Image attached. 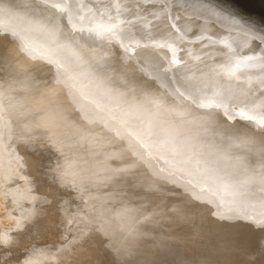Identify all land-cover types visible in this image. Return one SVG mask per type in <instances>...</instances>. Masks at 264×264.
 <instances>
[{
	"label": "rangeland",
	"instance_id": "1",
	"mask_svg": "<svg viewBox=\"0 0 264 264\" xmlns=\"http://www.w3.org/2000/svg\"><path fill=\"white\" fill-rule=\"evenodd\" d=\"M5 1L7 4H12L14 0L11 2L0 0V7H2L3 4L6 5ZM19 1V6L23 4L32 7L41 5L46 0H22L25 1L23 3L21 0ZM63 1L67 6L64 8L58 7L61 14L67 15L72 9H79L81 5H83L84 7L82 8H84L86 16H93L98 20L94 29H91L89 32L91 33L94 30L98 35H101L103 32L112 33L115 42L113 39L112 42H114V45L111 46L110 43H108L109 45L106 44V46L108 45L111 47L110 51L101 57L90 58V56H85L80 60L67 62L59 69L62 74H58V70L45 67H35L30 68L28 71H23L21 66L24 61L20 60L15 52L10 50L11 42L8 39H5L0 43V78L2 76L0 81L3 82L5 80V83L9 82L7 83L9 88H7L12 89L10 90V93L12 94L11 96L10 93L7 94V91L9 90L5 93V89L7 88H4L3 86L6 87V85H0L1 90L4 93L3 96L5 95V97H1L2 100L0 102V105H2L4 109L1 111V116L4 120L10 122V124L7 123V126L13 124L11 123L12 120H7L9 115L12 116L13 122L15 123L13 124L14 127H7V131L11 129V132L9 131V134L6 132V138L4 137L6 133H3V143H0V147L2 146L3 148V150L0 151V162H3V160L5 161L4 163H0V175L4 174L3 176H0V182H2L0 183V186L5 183V185H2L3 187L1 186L3 189L0 188L2 189L0 190V195L2 192L4 193L3 196H0V208L3 209L2 211L0 210V216H2L0 217V221L2 220L0 222V228H3V225V229L6 228V231L1 228L4 236L0 237V241L2 240L0 242V264H69V261H71L70 264H83V262L84 264H89L90 261L92 264H184V262L187 264L189 262L191 263L192 260L193 262L191 264H264V228L262 227V224L264 223V145L262 146V151H258L259 158H257V148H254L255 145L252 144L255 141L257 142V137H259L260 134H264V124L260 123V121L264 119V99H262L264 96V0ZM26 2L29 4L27 5ZM16 3L18 2L14 1L13 5ZM71 3L73 6H70ZM15 6L18 5L16 4ZM135 11H137V13ZM53 37L54 40L52 41V45L50 43L47 44L48 37L42 38L41 41L38 42H42L46 46L50 45L51 47L47 46L50 51L57 54L60 53V51H65V48L71 46L67 41H73L76 44L75 50L78 51V53L84 54L85 51L82 45L84 42H81L82 39L80 38H84L85 34H82V36L78 38L80 40H76L77 37L73 39H67L65 36L60 37L56 35ZM34 52L32 51V53ZM9 60H12L11 62H13L11 66L9 65L11 62L7 65ZM72 66L79 68L83 72L82 81L84 80L85 86H90L95 83L98 85L99 90L108 91L109 97L112 100L117 101V103L124 108L123 113L117 112L118 115L116 113L114 114L115 117L111 116L110 120L115 124L119 119L121 120L129 115V109L132 104H140L153 100L156 97L155 94L160 92V90H169L171 92L170 99L178 97L181 100L186 101L187 105L190 107H197L193 101V97L200 95L210 96V94H215L219 96L217 97L218 100L213 101V108L209 107L211 113L213 111L212 109L220 111V113L216 111V113H218V118H215V122L218 121L217 123L220 122L224 125V122L228 124V121L232 125L230 128L237 126L240 130H248V132L253 133L251 139H254V137L257 139H254V142L252 141V143H250V138L247 141L248 137H246L247 139H245V141H247V143L240 139L238 143L237 141L235 142L237 144L234 143L236 146H232L228 142L224 144L228 141L224 134L231 129L227 127V125L225 127L221 126L223 128H220L219 126L220 129L218 130H222L220 133H223L224 128L230 129H224L226 133L222 134L223 139L225 138L226 141L223 139H221L222 141H219L218 139L220 137L218 136H220V133H218L217 130L216 134L213 128L216 127L215 129H217L220 124L215 123L216 126L213 125V128L210 126L212 125L211 123L214 122L215 115L211 117L213 118L212 122L209 123L207 121L210 124L209 125L205 121V118H208L207 116H210L211 113L210 115H208V113L206 117L202 118L204 120H201V118L198 119L200 117H198V114H202L201 111L200 113H192L194 114L193 116L190 115L193 119L195 118L194 116L198 117L197 120L196 118L194 119L195 123H200L202 126L208 124L206 126L211 128L205 127V132L204 129L202 131L200 125L195 124L194 126L192 125L194 129L190 128V125H188L190 129H186L182 126L183 129L181 128L175 133L172 128L173 124L169 121L175 119V117L169 116V120L167 118V120L165 118L162 119V122L164 123L163 125L161 122H159V124L161 123L164 129L168 130V132H170L169 129L172 128V132L176 134V136L174 134L175 137L170 136L174 142V146L178 144V142H181L180 139L182 138L184 141L186 139H188V141L192 140L193 143L198 141L199 144L196 142V146H193L191 145V141L189 144L183 141L185 144H181V142L179 145H184V147L191 145L188 147H194L192 148L193 150L191 148H188V150L186 147L184 150L183 146L182 149H178L177 145V148H171L173 149L174 154H172V150H166L167 154L171 151L170 158L167 156H164L165 158L161 157V154H166V151L163 150L164 152H161L160 157L159 153L158 157L155 156L157 154H152L155 156L153 159V156L150 153L155 152L152 151L154 148L157 150L156 152H158L159 143L162 142L161 144H163V140L160 139L161 142H159V138L160 133L162 134L165 130L159 132V130L163 128L160 125L157 126L158 131H155L158 134L156 135L154 133L152 136V138L157 139V136L159 135V138L153 140L150 137V140L146 141L147 145H151L152 149L148 146L150 148L148 150L151 151L144 152V149H147L145 140L149 137H144V149L141 148L143 151L140 150V152L142 151L146 153L144 155V153L141 152L144 161L147 160L145 159L146 157L149 158V155H151L152 160L151 158L149 160H154V162H156H150L148 166L149 168L146 167V165H143L145 164L144 162L132 164L131 159L134 158V156H132L133 153H125L124 150L127 146L123 143H110L108 139H110L111 136L106 135L108 132L106 133L102 131L101 134L100 132L95 134L94 132L96 131H91L94 133H91L92 135H85L83 133L90 123L89 118H87L88 112L83 113L81 108L65 111L61 113V120H63V118L66 120L61 121V124V122H54V117H52L59 114V112H57L58 103L56 98L48 101L49 106L48 104L47 106L51 109L50 112L49 110L44 109L46 106H41L43 103L41 101L45 100L44 98L50 94V90L54 87L53 85L57 83H69L71 82L70 80H73L71 78L72 74L68 72V68L71 69ZM93 67H98L101 71L97 74ZM254 68H257L259 71L257 69V71H254ZM3 69L5 72H3ZM18 69L22 74L18 72ZM239 74L243 75V77L241 75L240 77H242V79L245 78V81L238 78ZM245 75H248L249 78ZM10 76L12 79H10ZM234 76H237L236 78L238 79H235ZM21 77L22 79H20ZM129 80H134L135 86L138 87L136 91H128L127 82ZM21 81H24L22 82L23 85H21ZM242 81L243 83H241ZM238 84L242 86V90L239 92H232L234 86H240ZM144 85L150 86V90L147 86H145V89L147 90L143 89L142 87ZM151 90L153 91V94L151 93ZM38 92L41 94L39 95ZM85 93L86 92H84V94ZM33 94L35 96H33ZM20 95H22L23 98L21 96L20 99ZM14 98L16 100L18 99L17 102L14 100L15 103L13 102ZM8 99L12 100H10L11 102L9 101L10 103L7 105L6 103H8V101L6 100ZM202 100L204 99L202 98L201 102H203ZM26 102L27 105H24ZM28 102L31 103L30 106ZM37 102L41 103L38 105ZM32 103H34L33 106H31ZM215 104H219L220 108L214 107ZM11 105L14 106L10 107ZM27 107L29 111L31 110L30 112L25 111ZM42 107L44 110H42ZM11 109L14 110L11 111ZM213 113L215 114V111ZM241 113H243L244 116H251L253 119H245L244 116H241ZM170 114L171 113L169 112V115ZM116 115L119 118H116ZM191 116H189V118ZM115 119H117V121H114ZM164 119L167 124H165ZM193 119L190 118L189 124ZM48 120L50 123L47 122ZM209 120L211 121V119ZM64 121H67L65 124H70L68 126L69 128L64 126ZM200 121H202V123ZM204 121L206 124H204ZM143 122H141L142 125L145 123ZM168 122H170L169 129L167 128ZM234 122L235 124H233ZM109 125H107V127H111L112 124ZM173 127L175 128L174 125ZM177 127L180 128L181 126L179 125ZM195 127H197V129ZM237 127L235 129H237ZM13 128H16L18 132L15 131L16 129L13 130ZM63 128L66 129L64 130ZM138 129H140V126H138ZM56 130H61V132ZM181 130L184 131L182 132ZM196 130H198V132L201 130L200 134L197 135L198 137L202 135V132H205L204 137L206 140L202 138L203 135L201 136V139L207 142V139L209 138L210 142H213V145L211 144L212 146L208 148L204 147L205 145L203 146V144L206 143H202V140H199L200 137L197 139V137L194 136ZM180 131L182 133H179ZM207 131L210 133H207ZM12 132L16 133L12 134ZM50 132H53L52 134L54 135ZM211 132L215 134L213 135ZM108 134H110V132ZM79 136H83V139L80 137L82 141L79 139ZM85 136L87 138H85ZM190 137L191 139H189ZM260 137H262V140L258 139L259 141L257 143L255 142L256 146L260 143L264 144V137ZM84 138L85 144L83 142ZM193 139H195V141ZM140 141L141 143L139 144H141V147L143 142L142 140ZM148 142L150 144H148ZM197 144L199 145V148L202 149L197 148ZM87 145L90 147L88 148ZM164 145H160V148L163 149L161 146ZM167 145H165V148ZM169 145H172L171 140ZM200 145L203 147H200ZM217 145H222L223 147L225 145V150H230L233 154L227 155L228 152L226 151V154L224 155L223 151L225 150L221 153V150L218 149L219 147ZM229 145L236 148L232 149ZM174 146L172 145L171 147ZM206 146H210V143H207ZM228 146L231 149H229ZM54 147L57 149L55 150ZM168 147L169 146H167V149H170V147ZM223 147H221V149ZM259 147L260 146H258V148ZM136 149L138 150L140 148L136 147ZM161 149L160 151H162ZM257 150H261V148ZM147 154L149 155L147 156ZM226 155L228 157L230 156V159H227L226 161L230 162L231 158H233V161L235 162V160H237L242 169L238 163H234L232 160L231 163H234V165L232 164L234 168L231 169V163L228 164L225 162V159H222L224 156L226 158ZM232 155L234 157H231ZM32 156L34 158H31ZM95 156L96 158H94ZM220 158L223 160L222 162H225L224 166L221 165L222 162L221 164L217 163L219 161L216 163L222 166V170L220 169V166H216L217 164H213V166L211 164L212 161L215 162ZM30 159L33 160L31 161ZM205 159H208V163ZM238 159L240 161L242 160V164H240ZM202 160L203 162H201ZM185 163L189 165L187 167L190 171H187ZM225 164L229 165V168H223L227 167ZM164 166L167 167L165 169H168V172L172 170V174H168L167 171L163 169L162 176L165 175L164 172L167 173L166 177H163L165 180L159 175V172L162 171ZM184 168H186V170ZM178 169H181V173L183 170L184 173H182V175L185 178H183L182 175L179 176L180 173L176 174L180 172ZM243 170L250 173V178L248 179H251L252 176L253 180H248L250 183H248L245 178L246 175L249 174L241 172ZM239 173L242 174L239 175ZM243 174L244 176H242ZM167 175H175V179H172V176L169 178ZM178 177L180 180H183L182 182L184 183H181V181L178 182L179 179L176 180ZM1 178L6 180H1ZM204 178L209 179L204 180ZM257 178L260 180H257ZM215 181L221 182L220 184H224V186L227 183L229 186H225L224 190V187H219L218 182ZM202 182H208V186L204 187L208 190L207 193H205L206 190H203L204 188H200L207 185L205 183H203V185ZM211 183L215 188L210 186ZM215 183L217 184L215 185ZM182 184H185L184 187ZM186 186L189 192L185 189ZM216 186L223 190H218ZM20 187L21 189H17ZM197 188H200V190ZM183 189H185V191ZM193 189H195L194 192H196L198 196L192 191ZM209 189L213 190L210 195H208V192H210ZM5 191H7V193H5ZM95 192L97 193V196ZM12 193L15 194L13 195ZM113 193L115 194L113 195ZM190 193H194V196H196L195 198L197 200L200 199L199 201L203 200V196L204 201L209 196L213 198L211 199L209 197L206 202H196L197 200L193 201L195 200L192 198L194 196H190ZM204 193L208 196L205 197ZM7 194H10L13 199ZM44 194L46 197H44ZM185 194L189 196H186ZM200 194L204 195L199 196ZM169 195H172L175 198ZM24 196L26 197L24 198ZM182 197L185 200L182 199ZM199 197H202V199ZM2 198H4V200H2ZM114 198H116L117 201H115L116 199ZM11 200H14V203H12L15 205L11 203ZM181 200H184L185 202L184 206H182L184 207L183 210L180 209L183 203ZM19 201L24 202V204L26 201V204H28V206H25L26 204L24 205L20 202L21 205L17 207L19 208L17 209L19 211L21 209L23 210L24 207L25 209H28L23 210V214L24 211H26L24 217L22 211L16 212V204L17 206L20 204L16 202ZM255 201L263 203L260 205ZM187 202H189V204L192 202L191 206L189 204L187 205ZM209 202L212 203L210 204ZM7 204H11V206H8ZM193 204L194 206H192ZM255 204H258L257 206L260 205V209ZM23 205L24 207H22ZM177 205L180 206L178 207ZM195 205L199 206H197L198 210ZM253 205L255 206L253 207ZM61 206H63V208L65 206L66 208L63 210V208H60ZM192 207H195V209ZM255 207L258 209H255ZM11 208L12 210L15 209L12 211ZM217 209H219V211H217ZM6 210L8 212H6ZM194 210H197V212ZM199 210L200 212H198ZM222 210L225 211V213L221 215L219 212ZM223 211L221 213H223ZM9 212L11 213L10 217L12 214H17V216L13 215L15 219L10 217L7 218V215L9 216L10 214ZM210 213L213 215H211L212 217L210 216L211 219L209 217ZM213 213L218 215L217 218H221L220 222L218 221L219 219H215L216 216ZM18 214L20 221H18L17 218ZM219 214L222 217H220ZM198 217L201 218L197 219ZM5 218L7 220H5ZM191 218H194L195 220H192ZM25 220L28 221L25 223ZM200 220L202 223L206 220L209 222L202 224ZM187 221L191 224L195 223L196 225H204V227H202L203 229L201 228V225H199L200 228H198L202 232L197 230L198 225H193L194 227H192ZM215 221L217 222V225L220 224L218 225L219 228L212 225L216 224ZM186 223L190 225L191 228L186 229L188 227L186 226ZM7 225L9 226L7 227ZM182 225H184V230ZM174 226L177 228L176 231L179 230L178 233L175 232ZM212 227H215L216 230H213ZM234 227H236V230ZM238 227L239 232H237ZM169 228H171V230L168 231ZM192 228H195L197 231L195 230L196 232H193ZM190 229L193 232L191 234ZM211 229L214 231V234L218 232L220 237H215L217 234H213V236V231H209ZM226 229L230 230L225 232ZM180 230L184 232L182 233ZM185 230H189V232ZM222 230L227 234H224ZM130 231H133L134 233L132 232V235H134L128 236V238L126 233L129 232V235ZM198 231L199 233L201 232V238L206 235L208 239H211L215 243L217 249L214 245L213 247L216 251H211L209 249L212 246V241L210 242V240H206L207 238L205 236L202 238L204 240L203 242L202 239H199L200 242L198 238H196L202 245L197 241V243H195L196 239L191 238L190 235L195 236ZM93 232H95V235L92 234ZM167 232H170V235ZM174 232L175 234H173ZM179 232L181 237L178 236ZM187 232L190 235H187ZM184 233L186 234L185 239L183 238ZM199 233L196 234V236L198 235L199 237ZM223 234L224 236H227V239L222 236ZM7 235H9V238L11 239H9ZM171 235L174 236V238ZM0 236H2V233H0ZM212 237H214L215 240ZM126 238L128 239L126 240ZM181 238L186 241H181ZM216 238H218V241L220 240L221 243L217 244L218 241ZM222 238H224V240ZM175 239L177 241H174ZM251 239L253 240L251 241ZM205 240L209 242H206ZM221 240L227 244L225 243L223 245ZM213 242L212 244H214ZM190 243L192 245L193 243L196 245L198 244V246H192ZM206 243L210 245H208L209 248ZM77 244L79 245L77 246ZM68 245L70 247H68ZM69 248L71 251H69ZM193 248L195 249L193 250ZM196 248H199L197 249L199 251H197ZM190 249H192L191 252ZM220 249H222V251ZM74 250H79V252L77 253ZM84 250L90 261L85 257ZM57 252L58 254H56ZM62 252L67 254H60ZM216 252L219 253L217 254ZM188 253L189 255L187 257L191 256L189 257L190 260L189 258H186ZM74 254L76 256H74ZM56 255H60L61 259L59 256L57 260ZM62 255H66L65 261L68 259L66 262H63V257L65 258V256ZM70 255L77 259H72ZM78 255L81 257L80 260L78 259ZM69 257L71 258L69 259ZM80 261L82 262L80 263Z\"/></svg>",
	"mask_w": 264,
	"mask_h": 264
},
{
	"label": "bare ground",
	"instance_id": "2",
	"mask_svg": "<svg viewBox=\"0 0 264 264\" xmlns=\"http://www.w3.org/2000/svg\"><path fill=\"white\" fill-rule=\"evenodd\" d=\"M7 1H12V0H7ZM14 1L16 2H18V3H16L18 6H15L16 4H14L13 5V3H14ZM13 2H12V4L10 3H8L7 4V2L5 3L6 5H4L3 4V6L2 7H0V43L2 42V41H4L5 39H8L10 42H11V49L10 50H12V51H14L15 52V54H16V56L20 59V60H22V61H24V63H23V65L21 66L22 67V70L23 71H28L30 68H35V67H45V68H52V69H55V70H58L57 72H58V74H62V73H60L61 72V70H59L60 68H61V66H63L64 64H66L67 62H72V61H74V60H80L81 58H84L85 56L87 57V56H90V58H98V57H101V56H103L104 54H107L108 53V51H110V46H108L109 44L108 43H110V45L112 46V45H114V42H115V38H114V36H113V34L111 33H109V32H103L101 35L99 34H97V32H95L94 30L90 33L89 31L91 30V29H94V27H95V25H96V22L98 21V20H96V18H94L93 16L92 17H88V16H86V14L84 13V8H82V7H84L83 5H81V7L79 8V9H72L71 10V12H68L69 14H67V15H64V14H61L60 12H59V10L60 9H58V7L59 8H64V7H66L67 6V4L63 1V0H46V1H44L41 5H38V6H25V5H21V6H19L20 5V1L19 0H14ZM26 1V0H25ZM25 1H22L21 0V2L23 3V2H25ZM25 4V3H24ZM26 4L28 5L29 3H27L26 2ZM52 5H57L58 7H53ZM70 6H73L72 5V3L70 4ZM62 11V10H61ZM136 13H137V11H135ZM98 23V22H97ZM82 34H85V37L84 38H80L81 36H82ZM54 35H56V36H60V37H62V36H65L67 39L69 38V39H73V38H75V37H77L76 38V40H80V39H82L81 40V42H84L82 45H83V48H84V54H82V53H78V51H76L75 50V42H73V41H67V43L69 44V45H71L70 47H68V48H65L66 50L65 51H60V53H54V52H51L50 51V49L48 48V47H51L50 45L47 47L45 44H43L42 42H38V41H41V39L42 38H45V37H48V39H47V44H51L52 45V41L54 40ZM79 36V37H78ZM87 36H90V37H87ZM58 38V37H57ZM78 38H80V39H78ZM111 38H112V40H111ZM113 39H114V42H112L113 41ZM113 43V44H112ZM106 44H108L107 46H106ZM74 46V47H73ZM35 49H37V50H35ZM32 51L34 52V51H36V52H34V53H32ZM240 57V56H239ZM12 60H9L8 62H7V65H8V63H10ZM15 61V60H14ZM205 61H206V59H205ZM4 62V61H3ZM13 62H11L9 65L11 66V64H12ZM4 64H6V63H4ZM3 64V65H4ZM18 64V63H17ZM16 64V65H17ZM6 65V66H7ZM73 65V64H72ZM5 66V67H6ZM9 66V67H10ZM8 67V66H7ZM63 68V67H62ZM68 68V67H67ZM94 68V67H93ZM2 69V68H1ZM6 69V68H5ZM13 69H15V68H13ZM12 69V70H13ZM257 68H254V71H257L256 70ZM8 70V69H7ZM11 70V69H10ZM65 70V69H64ZM63 70V71H64ZM68 72H70L71 74H72V79L73 80H70L71 82H69V83H57V84H55V85H53L54 87L50 90L51 92H50V94H48L44 99L45 100H43V99H41V100H43V101H41V102H43L42 104H41V106H46V108H44V109H46V110H49V112H50V110L51 109H49L48 108V106H49V103H48V101L50 100V99H54V98H56L57 99V105H58V111L57 112H59V114H55L56 116H52V117H54V119H53V121L54 122H61V121H63V120H66V119H64L63 118V120H61V113H63V112H65V111H69V110H73V109H75V108H81L82 109V112L83 113H86V112H88V117L87 118H89V121H90V123H89V126L87 127V129L83 132L85 135H92V134H96V133H98V132H100V134H101V132L102 131H104V132H110V134H106V135H108V136H111L110 137V139H108L109 140V142L110 143H123L125 146H127L126 148H125V150H124V152L125 153H133L132 154V156H134V158H132L131 159V161H132V164H139V163H142V162H144L145 164H143V165H146V167H148L149 166V164H150V162L152 163V162H154V160L153 161H151L152 160V157H151V155L152 154H157V155H155L156 157H158V153H159V157H160V154H161V152H164V151H169V150H172V154H174L173 153V149H171V148H174L175 149V147L178 145V149H182V146L184 147V145H182L181 146V144H183L184 142L185 143H187V144H189V142L191 141L192 143H191V145H193V146H196V142L199 144V142L198 141H196L195 143H193V141L192 140H190V141H188V139H186L185 141L183 140V138L182 139H180L181 140V142H178V144H176L175 146H174V142L172 141V139L170 138V136H174V134L175 133H177V131H179L181 128H182V126L183 127H185L186 129H190V128H193V126L195 125V124H198V123H195L194 121V119L196 118V120H197V118L198 119H200L201 118V120H204V119H202V118H204V117H206L207 116V114L208 115H210V113H211V109L209 108V107H207V108H209V109H207L206 107H203V108H205V109H203V108H200L201 106L200 105H202V104H212L213 103V101H216V100H218L217 99V97H219V96H217V95H215V94H210V96H196V97H193V101L195 102V105L197 106V107H195V106H189V105H187V103H186V101H184V100H181L180 98H178V97H175V98H172V99H170V97H171V92L169 91V90H165V91H163V90H160V92H155V93H157V94H155L156 95V97L153 99V100H149V101H146V102H144V103H140V104H132L131 105V108L129 109L130 110V112H129V115H127V117L126 118H122L119 122L117 121V119H115L114 121H117V123L115 124L113 121H111L110 120V118H111V116H114V114H116L117 112H124V108L123 107H121V105L119 104V103H117V101H115V100H112L110 97H109V92L108 91H106V90H99V88H98V85H96L95 83H93V85H90V86H85L84 85V80L82 81V78H83V72L79 69V68H76V67H74V66H72V68L71 69H69L68 68ZM94 70H96L95 72H97V74L101 71L100 69H98V67H96V68H94ZM16 71H17V68H16ZM42 71V70H41ZM259 71V70H258ZM3 72H5L4 71V69H3ZM8 72V71H7ZM18 72H20V70L18 69ZM17 72V73H18ZM90 72H92V71H90ZM85 73V72H84ZM255 73V72H254ZM258 73V72H257ZM16 74V73H15ZM15 74H14V76H15ZM20 74H22L21 72H20ZM24 74V73H23ZM248 74V73H247ZM1 75V74H0ZM3 75H5V74H3ZM7 75V74H6ZM9 75V74H8ZM11 75V74H10ZM220 75V74H219ZM240 75L241 74H239V76H238V78L240 79L241 78V80H244L245 81V78H243L242 79V77H243V75H241L242 77H240ZM12 76V75H11ZM10 76V77H11ZM245 76H248V75H245ZM244 76V77H245ZM4 77V76H3ZM25 77H26V75H25ZM237 77V76H236ZM235 76H234V78L235 79H238V78H236ZM1 78H2V76H1ZM1 78H0V80H1ZM5 78H7V77H5ZM4 78V79H5ZM248 78H249V76H248ZM3 79V80H4ZM10 79H12V77L10 78ZM14 79V78H13ZM20 79H22V77L20 78ZM120 79V78H119ZM18 80V79H17ZM241 80H239V81H241ZM5 81V80H4ZM2 82V81H0V85H2V84H5L6 85V87L5 86H3L4 88H7L8 86V84L7 83H9V82H7V83H5V82ZM8 81V80H7ZM12 81V80H11ZM15 81V80H14ZM13 81V82H14ZM16 82H18V81H16ZM15 82V83H16ZM22 82H24V81H21V83ZM11 83V82H10ZM32 83V82H31ZM241 83H243V81L241 82ZM12 84V83H11ZM14 84V83H13ZM18 84V83H17ZM16 84V85H17ZM127 84H128V86H127V88H128V91H136V89H138V87H136L135 86V82H134V80H129L128 82H127ZM130 84V85H129ZM15 85V84H14ZM18 85H20V84H18ZM21 85H23V83L21 84ZM27 85V84H26ZM25 85V86H26ZM29 85H31V84H29ZM33 85V84H32ZM238 85H240V84H238ZM37 86V85H36ZM145 86H147V85H144L142 88L143 89H145ZM241 86V85H240ZM240 86H234V88H232V92H239V91H241L242 90V86L240 87ZM16 87V86H15ZM24 87V86H23ZM27 87V86H26ZM29 87V86H28ZM148 87V89L150 88V86H147ZM9 88V87H8ZM5 89V93H6V91L7 90H9V91H7V94H9L10 93V90H12V89ZM34 88H36V87H34ZM3 89V88H2ZM17 89V88H16ZM22 89V88H21ZM26 89V88H25ZM4 90V89H3ZM145 90H147V89H145ZM150 90V89H149ZM22 91V90H21ZM29 91H30V89H29ZM38 91V90H37ZM99 91V92H98ZM152 91V90H151ZM13 92V91H12ZM33 92V91H32ZM41 92V91H40ZM40 92H38L39 93V95L41 94ZM84 92H86L85 94H84ZM37 93V92H36ZM152 94H153V91L151 92ZM3 91L1 90V88H0V98L2 97H5V95L3 96ZM11 94V93H10ZM22 94V93H21ZM29 94H31V93H29ZM42 94H43V91H42ZM24 95V94H23ZM11 96H12V94H11ZM21 96L22 95H20V99H21ZM32 96V95H31ZM33 96H35L34 94H33ZM16 97V96H15ZM29 97H30V95H29ZM41 97V96H40ZM40 97H38V98H40ZM182 97V96H181ZM2 98L0 99V102H1V100H2ZM19 98V97H18ZM22 98H23V96H22ZM33 98V97H32ZM204 99V100H202L203 102H205V103H203V102H201V99ZM5 99H7V98H5ZM262 99H264V96L262 97ZM10 100H12V99H10ZM9 99L8 100H6V101H8V103H6L7 105L11 102ZM14 100H16L15 98L13 99V102H14ZM18 100V99H17ZM17 100L15 101V102H17ZM35 100V99H34ZM34 100H32V101H34ZM39 100V99H38ZM222 100V99H221ZM5 101V100H4ZM10 101V102H9ZM28 101V100H27ZM260 101V100H259ZM258 101V102H259ZM14 102V103H15ZM25 102V101H24ZM29 102H30V100H29ZM28 102V103H29ZM35 102V101H34ZM40 102V103H41ZM38 103V102H37ZM40 103H38V105L40 104ZM2 104V103H1ZM27 105V102L26 103H24V105ZM30 104L31 103H29V106H30ZM33 104L34 103H32V105L31 106H33ZM47 104H48V106H47ZM53 104V103H52ZM21 105V104H20ZM36 105V104H35ZM34 105V106H35ZM51 105V104H50ZM12 106H14V105H11L10 107H12ZM52 106V105H51ZM200 106V107H199ZM9 107V108H10ZM18 107V106H17ZM54 107V106H53ZM52 107V108H53ZM200 109H199V108ZM21 108V107H20ZM31 108V107H30ZM36 108V107H35ZM48 108V109H47ZM213 108V107H212ZM15 109V108H14ZM14 109H11V111L12 110H14ZM18 109V108H17ZM28 109V107L26 108V110L25 111H29V109ZM33 109V108H32ZM38 109V108H37ZM40 109V108H39ZM43 109V107H42V110H44ZM202 109H203V111H202ZM208 111H207V110ZM2 110H4L3 109V106L2 105H0V143H3L2 142V140L4 139L3 138V133H6V132H8V134H9V131L11 132V129L9 130V131H7L8 130V126H7V123H9L10 124V122H7L6 120H4L3 119V117L1 116V111ZM21 110V109H20ZM45 110V111H46ZM213 111H212V113H211V115L210 116H207L208 118H205V121L207 122H212V119L213 118H211V117H213L214 115H215V117H214V122H212L211 124L212 125H210L208 122V124L212 127L213 125H215L216 126V124H220V125H218V128L217 129H215V128H213L214 130H215V132H216V134H217V130L218 129H220V128H223V127H221V126H226L227 125V127H229L230 128V126H232L228 121H227V123L228 124H226V122H224L225 124L223 125L222 123H217L218 121H216L215 122V118H218V113H216V111L217 112H219L220 113V111H218V110H214V109H212ZM24 111V112H25ZM31 111V110H30ZM29 111V112H30ZM80 111V110H79ZM200 111H201V115H199L198 114V117L197 116H194L195 118L193 119V115L195 114V113H200ZM215 111V114L213 113ZM23 112V111H22ZM26 112V113H27ZM32 112H33V110H32ZM41 112V111H40ZM39 112V113H40ZM169 112L171 113L170 115H169ZM195 112V113H194ZM21 113V112H20ZM54 113V112H53ZM168 113V114H167ZM192 113H194V114H192ZM222 113V112H221ZM4 114V113H3ZM28 114V113H27ZM35 114V113H34ZM168 115V117H167V115ZM172 114H174V115H172ZM192 116H191V115ZM217 114V115H216ZM5 115V114H4ZM30 115V114H29ZM41 115V114H40ZM43 115V114H42ZM46 115V114H45ZM117 115H118V113H117ZM116 115V118L118 117ZM166 117H165V116ZM197 115V114H196ZM222 115V114H221ZM223 115H224V113H223ZM21 116V115H20ZM120 116V115H119ZM175 117V119H172V120H169L168 118H170V117ZM189 116H191L190 118H192L193 120L191 121V123L189 124V121H190V118H189ZM46 117V116H45ZM115 117V116H114ZM210 117V118H209ZM119 118V117H118ZM121 118V117H120ZM163 118H167L170 122H171V124H173L174 126H175V128L173 127V125H172V128H173V130L175 131V133L174 132H172L173 130H171L172 128H170V122H168V126H167V128L170 130V132H168V130H166V129H164V127L162 126L164 123L162 122V119ZM44 119V118H43ZM164 119V121H165V124H167V122H166V120ZM209 119H211V121L209 120ZM7 120L8 121H11V123H13V124H15L14 122H13V119H12V116H10L9 115V117H7ZM50 120H51V118H50ZM174 120V121H173ZM53 121H51V122H53ZM109 121H110V123H109ZM145 123H144V122ZM204 121V124H206V122ZM43 122V121H42ZM47 122H49V120L47 121ZM65 122H67V121H64V124H65ZM111 122H113V123H111ZM141 122H143L144 123V125H142V123ZM159 122H161L162 123V125H161V123L159 124ZM193 122V123H192ZM197 122V121H196ZM198 122H199V120H198ZM201 123H202V121H200ZM50 123V122H49ZM140 123H141V125H140ZM214 123V124H213ZM216 123V124H215ZM13 124H11L10 126H9V128H12V127H14L13 126ZM38 124H41V123H38ZM61 124H62V122H61ZM63 124V125H64ZM109 124H112V125H114V126H112L111 125V127H109L110 125ZM203 124V125H204ZM208 124H206V125H208ZM222 124V125H221ZM233 124H235V122L233 123ZM50 125V124H49ZM48 125V126H49ZM52 125V124H51ZM70 125V124H69ZM68 123H66L64 126L67 128L68 126ZM107 125H109L108 127H107ZM145 125H146V127H145ZM162 126L163 128L161 129V130H159V132L160 131H164L165 130V132H163L162 134L160 133V138H159V135L157 136V139L159 138V142H161V140L160 139H162L163 140V144H161V143H159L160 145H167V146H169L170 147V149H167V146H166V148H165V145L164 146H161V147H163V149H161L160 148V145H159V151L158 152H156L157 150H155V148L152 150V151H155L154 153L152 152V153H150L151 155H149V154H147V156L149 155V158H147L146 156V158L145 159H147L148 160V162H147V160H143L142 159V154H141V152L143 151V149H144V143L146 142V141H149L150 140V137L152 138V136L154 135V133L157 135L158 133H156L155 131L157 130V126ZM181 126L180 128H178L177 126ZM188 125H190V128L188 127ZM193 125V126H192ZM198 125H200V127H202V131H203V129L205 128V127H208V128H211V127H209V126H202V124H198ZM12 126V127H11ZM17 126V125H16ZM42 126V125H41ZM44 126V125H43ZM47 126V125H46ZM57 126H58V124H57ZM138 126H140V129H138ZM165 126V125H164ZM219 126H220V128H219ZM235 126V125H234ZM45 127V126H44ZM43 127V128H44ZM59 127V126H58ZM141 127H142V129H141ZM176 127H177V129H176ZM188 127V128H187ZM199 127V126H198ZM237 126H235L233 129L232 128H224L225 130H230L229 132L231 133V135H230V133L229 132H225V130L223 129V133H226V134H224L225 135V138L228 140V141H226L225 140V138L223 139V133L221 132L220 133V131H222V130H218V133H220L219 135L220 136H218V137H220L218 140L220 141L221 139H223V140H225L223 143L224 144H226L227 142L229 143V144H231L232 146H236L235 144H237L238 143V141L241 139V140H243V141H245V139H247L246 137H248V139H247V141L249 140V138H250V143H252V141L254 142V139H255V137H254V135H253V137H254V139H251L252 138V134L253 133H250V132H248V130L247 131H244L243 129H241V130H243V131H241L238 127H237V129H235ZM7 128V129H6ZM40 128V127H39ZM53 128H55V127H53ZM65 128V129H66ZM69 128V127H68ZM137 128V129H136ZM196 129H197V127H195ZM14 129H16V128H13V130ZM42 129V128H41ZM50 129V128H49ZM60 129V128H59ZM64 129V128H63ZM64 129V130H65ZM183 129V128H182ZM194 129V128H193ZM200 129V128H199ZM235 129V130H234ZM51 130V129H50ZM55 130V129H54ZM70 130V129H69ZM185 130V129H184ZM183 130V131H184ZM15 131H17L18 132V130L16 129ZM48 131V130H47ZM56 131H59V132H61V130H56ZM91 131H96V132H91ZM158 131V130H157ZM182 131V130H181ZM179 132V133H182V132ZM204 131L206 132V130L204 129ZM250 131V130H249ZM49 132V131H48ZM90 132V133H89ZM168 132V133H167ZM196 132H197V134H196ZM196 132H195V137H197V139L200 137V139L199 140H202V143H210V146H206V144H203V146L204 147H206V148H208V147H211L212 145H213V142L211 143L210 142V139L208 138L207 139V142H205V141H203V139H201V136H202V138H204L205 139V132H202L201 134L202 135H200L199 137L197 136L198 134H200V132H201V130L198 132V130H196ZM16 132H12V134H15ZM51 133V132H50ZM53 133V132H52ZM51 133V134H52ZM58 133V132H57ZM63 133V132H62ZM82 133V134H83ZM92 133V134H91ZM178 133V134H179ZM207 133H210L209 131H207ZM229 133V134H228ZM56 134V133H55ZM211 134H215V133H213V132H211ZM255 134V133H254ZM7 135V133L4 135V137ZM18 135V134H17ZM16 135V136H17ZM52 135H54V134H52ZM64 135V134H63ZM222 135V136H221ZM10 136V135H9ZM15 136V135H14ZM68 136V135H67ZM107 136V137H108ZM161 136H162V138H161ZM175 136H176V134H175ZM174 136V137H175ZM256 136V135H255ZM260 136H263L264 137V134H260ZM257 137L259 140H262L261 138L262 137ZM60 137V136H59ZM64 137V136H63ZM83 137V136H79V139L81 140V138ZM144 137H149L147 140H145V142L143 141L144 140ZM173 137V138H174ZM222 137V138H221ZM6 138V137H5ZM14 138V137H13ZM54 138V137H53ZM85 138H87L86 136H85ZM85 138H84V140H83V142L85 141ZM109 138V137H108ZM206 138H207V136H206ZM256 138V139H257ZM8 139V138H7ZM15 139V138H14ZM51 139H52V136H51ZM62 139V138H61ZM65 139V138H64ZM67 139V138H66ZM83 139V138H82ZM146 139V138H145ZM153 140H157V139H154V138H152ZM151 139V140H152ZM189 139H191V137L189 138ZM255 139V140H256ZM257 139V142L259 141ZM11 140V139H10ZM54 140V139H53ZM58 140V139H57ZM79 140V141H80ZM140 140H142V142H143V144H142V146L140 147V145L141 144H139V143H141V141ZM170 140H171V144L174 146V147H171L170 145H169V143H170ZM194 141H195V139H193ZM206 140V139H205ZM209 140V141H208ZM217 140V141H218ZM264 140V139H263ZM8 141V140H7ZM6 141V142H7ZM60 141V140H59ZM64 141V140H63ZM63 141H62V143H63ZM82 141V140H81ZM184 141V142H183ZM187 141V142H186ZM222 141V140H221ZM237 141V143H235ZM247 141H245L246 143H247ZM5 142V143H6ZM61 142V141H60ZM92 142V141H91ZM177 142V141H176ZM249 142H248V144H249ZM256 142V141H255ZM255 142L254 143H252V144H254V145H252V146H254V148H257V149H259V148H261V150H257L256 149V151H257V156H258V154H259V152L258 151H262V146L264 145V144H262V143H260L259 145L257 144V146H256V144H255ZM256 142V143H257ZM11 143V142H10ZM50 143H51V141H50ZM67 143V142H66ZM89 143V142H88ZM94 143V142H93ZM179 143H181L180 145H179ZM184 143V144H185ZM235 143V144H234ZM264 143V142H263ZM56 144H57V142H56ZM61 144V143H60ZM73 144H75V143H73ZM79 144V143H78ZM84 144H85V142H84ZM98 144V143H97ZM148 144H150L149 142H148ZM197 144V145H198ZM201 144V143H200ZM212 144V145H211ZM2 145V144H1ZM49 145V144H48ZM59 145V144H58ZM68 145H69V143H68ZM67 145V146H68ZM80 145V144H79ZM137 145H139V146H137ZM146 146H147V149H144L145 151L144 152H147V151H151V150H148V149H150L148 146H150L151 147V145H147V142H146V144H145ZM191 145H188V146H191ZM209 145V144H208ZM223 145V144H222ZM218 146L217 148L218 149H220L219 151L222 153V151L223 150H225V145H224V147L223 146ZM231 145H229V146H231ZM11 146V145H10ZM24 146V145H23ZM66 146V147H67ZM188 146H185L186 147V149H190L191 147H188ZM202 145H200V147H201ZM202 146V147H203ZM229 146H228V148H229ZM231 146V148L232 149H235L236 147H232ZM258 146H260L259 148H258ZM6 147V146H5ZM85 147V146H84ZM87 147H88V145H87ZM90 147V146H89ZM88 147V148H89ZM92 147H93V144H92ZM101 147V146H100ZM99 147V148H100ZM136 147H138V148H140V149H136ZM168 147V148H169ZM185 147L183 148L184 150H185ZM221 147H223L222 149H221ZM55 148V147H54ZM60 148V147H59ZM59 148H58V150H59ZM72 148V147H71ZM74 148V147H73ZM94 148H96V147H94ZM98 148V149H99ZM141 148H143V149H141ZM146 148V147H145ZM156 148H157V146H156ZM165 148V149H164ZM177 148V147H176ZM192 148H194V147H192ZM191 148V149H192ZM196 148V147H195ZM197 148H199V145H198V147ZM231 148H229V149H231ZM253 148V147H252ZM263 148H264V146H263ZM8 149V148H7ZM57 148H55V150H56ZM69 149V148H68ZM85 149H87V148H85ZM97 149V148H96ZM134 149H136V150H134ZM151 149H152V147H151ZM160 149L162 150V151H160ZM188 149V150H189ZM199 149H202V148H199ZM1 150H3V148H2V146L0 147V151ZM9 150V149H8ZM66 150V149H65ZM73 150V149H72ZM93 150V149H92ZM140 150H142L141 152H140ZM164 150V151H163ZM193 150V149H192ZM71 151V150H70ZM95 151V150H94ZM98 151V150H97ZM130 151H132V152H130ZM167 151H166V154H167ZM230 152V150H225V151H223V154L225 155L226 153L225 152ZM11 152V151H10ZM90 152V151H89ZM144 152H142V153H144ZM233 152V151H232ZM263 152H264V149H263ZM5 153V152H4ZM3 153V154H4ZM12 153V152H11ZM170 153V154H169ZM167 155L164 153V155L163 154H161V157H163V158H165L166 156L167 157H169L170 155H171V151L169 152ZM227 153V155H231V154H233V153H229L228 154ZM8 154V153H7ZM14 154V153H13ZM96 154H97V152H96ZM146 153H144V155H145ZM196 154V153H195ZM222 154V155H223ZM255 154H256V152H255ZM21 155V154H20ZM25 155V154H24ZM33 155V154H32ZM69 155V154H68ZM94 155V154H93ZM92 155V156H93ZM139 155V156H138ZM154 155H152L153 156V159L155 158V156ZM163 155V156H162ZM203 155V154H202ZM226 155V156H227ZM14 156H15V154H14ZM31 156V155H30ZM99 156V155H98ZM165 156V157H164ZM196 156V155H195ZM256 156V155H255ZM256 156V157H257ZM261 156V155H260ZM13 157V156H12ZM198 157V156H197ZM231 157H234L233 155L231 156ZM31 158H34L33 156L31 157ZM94 158H96V156L94 157ZM98 158V157H97ZM151 158V160H149ZM170 158V157H169ZM257 158H259V156L257 157ZM1 159V158H0ZM2 159H4V158H2ZM7 159V158H6ZM203 159V158H202ZM221 159V158H220ZM220 159H218V160H216L215 162H211V160H210V162H211V164H212V166H213V164H221V162L223 161L222 159H225V162H227L228 164L229 163H231V160L233 161L234 159L233 158H231V160H230V162H228V161H226L227 159L229 160L230 159V156L228 157H226L225 158V156L220 160ZM240 159V158H239ZM238 159V161H240ZM242 160H244L243 158H241ZM31 160V159H30ZM33 160V159H32ZM31 160V161H32ZM157 160V159H156ZM200 160V159H199ZM198 160V161H199ZM208 159H205V161L208 163V161H207ZM214 160V159H213ZM242 160L240 161V164H242L241 162H242ZM204 161V162H205ZM217 161H219V162H217ZM5 161L3 160V162H0V163H4ZM11 162V161H10ZM19 162V161H18ZM156 162V161H155ZM154 162V163H155ZM201 162H203V160L201 161ZM205 162V163H206ZM217 162V163H216ZM225 162H222V164L221 165H223L224 166V163ZM234 162V161H233ZM12 163V162H11ZM72 163V162H71ZM74 163V162H73ZM226 163V164H227ZM234 163H238L237 162V160H235V162ZM234 163H231L230 164V167H231V169H233L234 168ZM19 164V163H18ZM82 164V163H81ZM216 165V166H220V169L222 170V166L221 165ZM225 164V165H226ZM233 164V165H232ZM1 165H3V164H1ZM9 165V164H8ZM74 165V164H73ZM152 165V164H151ZM151 165H150V167H151ZM185 167H187V166H189V165H187L186 163H185ZM233 167H232V166ZM236 165V164H235ZM238 165H239V163H238ZM4 166V165H3ZM80 166V165H79ZM211 166V165H210ZM212 166H211V168H212ZM227 167H223V168H229L228 166L229 165H226ZM240 166V165H239ZM7 167V166H6ZM12 167V166H11ZM236 167V166H235ZM4 168V167H3ZM2 168V169H3ZM91 168V167H90ZM149 168V167H148ZM165 168H167V167H165L164 166V168H162V171H160L159 173V175H161L162 176V172H163V169L165 170V171H167L168 169H165ZM183 168V167H182ZM189 168H191V167H189ZM214 168H215V165H214ZM218 168V167H217ZM240 168L242 169V167L240 166ZM74 169V168H73ZM185 170H186V168H184ZM213 169V168H212ZM219 169V168H218ZM180 170V172H178V173H176L175 171V173L176 174H179V176L180 175H182V173H184L183 172V170H182V173H181V169H178V171ZM184 170V171H185ZM189 169H188V167H187V171H188ZM193 170V169H192ZM235 170V169H234ZM82 171V170H81ZM172 171V170H171ZM170 171V172H171ZM177 171V170H176ZM186 171V172H187ZM190 171V170H189ZM264 171V170H263ZM73 172V171H72ZM76 172V171H75ZM96 172V171H95ZM170 172H168L167 171V173L168 174H172V172L170 173ZM173 172V173H174ZM185 172V173H186ZM236 172V171H235ZM241 172H243L244 174H246V173H248L249 175H246V179H247V181L248 180H251L252 179V176H251V179H248V178H250V173L249 172H246L245 170H243V171H241ZM167 173H165L164 172V176H162V178L163 177H166V174ZM189 173V172H188ZM188 173H187V175H188ZM175 174V175H176ZM237 174V173H236ZM242 174V173H241ZM240 173H239V175H241ZM244 174L242 175V176H244ZM4 175V174H3ZM2 174L0 175V176H3ZM14 175H16V174H14ZM77 175H79V174H77ZM174 175V176H175ZM185 175V174H184ZM89 176V175H88ZM168 176V175H167ZM172 176V179H175L174 178V176L173 175H170V176H168L169 178ZM176 176H178V175H176ZM183 176V175H182ZM247 176H249V177H247ZM65 178V177H64ZM72 178V177H71ZM169 178H168V181H169ZM183 178H185L184 176H183ZM241 178H243V177H241ZM245 178H244V181H245ZM164 179V178H163ZM171 179V180H172ZM177 179H179V181L178 182H180L181 181V183H184V182H182L183 180H180V178L178 177V178H176V180ZM181 179H182V177H181ZM205 179H209V178H204V180ZM1 180H6V179H2L1 178ZM165 180V179H164ZM167 180V179H166ZM175 180V181H176ZM203 180V181H204ZM253 180V179H252ZM257 180H260L259 178H257ZM174 181V180H173ZM207 181V180H206ZM213 181V180H212ZM211 181V182H212ZM246 181V182H247ZM3 182H5V181H3ZM177 182V181H176ZM210 182V181H209ZM214 182V181H213ZM212 182V183H213ZM215 182H218V181H215ZM253 182V181H252ZM0 183H2V182H0ZM203 183H205V184H207L206 182H202V184ZM212 183H211V185L210 186H212ZM221 182H218V185H219V187H224V190H225V186H227L228 184L226 183V182H224V183H226V185L224 186V184H220ZM248 183H250L249 181H248ZM217 183H215V185H216ZM2 185H5V183L4 184H2ZM1 185V186H2ZM97 185V184H96ZM183 185V184H182ZM185 185V184H184ZM184 185H183V187H184ZM204 185V184H203ZM214 185V184H213ZM222 185V186H221ZM0 186V188H2ZM151 186L153 187V185L151 184ZM157 186V185H156ZM200 186V185H199ZM202 186V185H201ZM208 186V184L206 185V186H202V187H200L201 189L202 188H204V187H207ZM229 186V185H228ZM7 187V186H6ZM16 187V186H15ZM25 187V186H24ZM96 187V186H95ZM212 187H214V186H212ZM219 187L218 186H216V188L218 189V190H223L222 188L221 189H219ZM231 187H232V185H231ZM200 188L198 189V190H200ZM215 188V187H214ZM228 189H230L229 187H227ZM3 189V188H2ZM2 189H0V190H2ZM7 189V188H6ZM14 189V188H13ZM17 189H21V187L20 188H17ZM187 191H188V188H187V186H186V188H185ZM185 189H183L184 191H185ZM196 189V188H195ZM195 189H193L192 191L194 192L195 191ZM254 189H256V188H254ZM253 189V190H254ZM10 190V189H9ZM113 190V189H112ZM203 190H206L205 188L203 189ZM202 190V191H203ZM210 190V192H208L209 194L208 195H210V193H211V191H213L212 189H209ZM12 191V190H11ZM16 191H18V190H16ZM99 191V190H98ZM191 191V190H190ZM191 191V192H192ZM207 191L208 190H206L205 191V193H207ZM255 191V190H254ZM2 192V191H1ZM10 192V191H9ZM8 192V193H9ZM13 192V191H12ZM19 192V191H18ZM108 192V191H107ZM113 192V191H112ZM189 192V191H188ZM197 192H199V191H197ZM5 193H7V191H5ZM11 193V192H10ZM96 193V192H95ZM194 193H196V192H194ZM194 193H190V196H194ZM204 193V194H205ZM213 193V192H212ZM3 192H2V196H3ZM13 194V193H12ZM15 194V193H14ZM13 194V195H14ZM115 193H113V195H114ZM171 194V193H170ZM173 194V193H172ZM184 194V193H183ZM188 194V193H187ZM204 194H200L199 196H202V195H204ZM215 194V193H214ZM0 195V196H1ZM6 195V194H5ZM4 195V196H5ZM8 196H10V194H7ZM12 195V196H13ZM45 195V194H44ZM99 195H101V194H99ZM98 195V196H99ZM175 195V194H174ZM186 195V194H185ZM196 195L198 196V194L196 193ZM207 194H205V197L206 196H208ZM94 196V195H93ZM96 196H97V193H96ZM95 196V197H96ZM102 196H103V194H102ZM116 196V195H115ZM169 196H171V197H173L172 195H169ZM186 196H189V195H186ZM185 196V197H186ZM26 196H24V198H25ZM44 197H46V195L44 196ZM94 197V198H95ZM100 197V196H99ZM99 197H97V198H99ZM175 197H176V195H175ZM175 197H173V198H175ZM183 197H184V195H183ZM182 197V199H184ZM196 196H194V197H192V198H194L195 200H193V201H196L197 199L195 198ZM210 197V196H209ZM209 197L207 198V199H209ZM1 198V197H0ZM9 198V197H8ZM10 198H12L11 196H10ZM9 198V199H10ZM21 198V197H20ZM177 198V197H176ZM192 198H191V201H192ZM199 198H201L202 199V197H199ZM198 198V199H199ZM211 198V197H210ZM213 198V197H212ZM211 198V199H212ZM13 199V198H12ZM114 199H116V198H114ZM205 200L204 201V196H203V200L202 201H204V202H206V201H208V200ZM2 200H4V198H2ZM15 200V199H14ZM14 200H11V203L14 201ZM185 200V199H184ZM184 200H181V201H183V203H182V205L180 204V202H179V204L181 205V207H180V209H182L183 210V208L184 207H182V206H184ZM200 200V199H199ZM199 200H197L196 202H198ZM264 200V199H263ZM16 201H18V200H16ZM22 201H23V199H22ZM22 201H19V202H16V203H20V202H22ZM29 201V200H28ZM115 201H117V199L115 200ZM187 201V200H186ZM202 201H199V202H202ZM211 201V200H210ZM258 201V200H257ZM257 201H255V202H257ZM1 202V201H0ZM189 202H190V199H189ZM189 202H187L186 204L188 205L189 204ZM259 202V201H258ZM257 202V203H258ZM264 202V201H263ZM263 202H261V203H263ZM8 203V202H7ZM9 203H10V201H9ZM14 203V202H13ZM12 203V204H13ZM23 204H24V202H22ZM27 202L25 201V204H26ZM210 204L212 203V202H209ZM261 203H258V204H260L261 205ZM24 204V205H25ZM191 204H192V202H191ZM191 204H189L190 206H191ZM252 204H254V203H252ZM257 204V205H258ZM8 205V204H7ZM13 205H15V204H13ZM19 205H21V203L20 204H18V206H17V204H16V212L17 211H19V210H17V209H19V208H17V207H19ZM24 205L22 206V207H24ZM179 205V206H180ZM199 205V204H198ZM197 205V206H198ZM256 205V204H255ZM255 205H253V207L255 206ZM256 205V206H257ZM259 205V206H260ZM8 206H11V204H9ZM25 206H28V204H26ZM30 206V205H29ZM126 206V205H125ZM178 206V205H177ZM178 206V207H179ZM186 206V205H185ZM192 206H194V204L192 205ZM196 206V205H195ZM196 206V209L199 207H197ZM259 206H257V207H259ZM2 207V206H1ZM13 207V206H12ZM127 207V206H126ZM125 207V208H126ZM187 207V206H186ZM250 207V206H249ZM252 207V206H251ZM2 208H4V207H2ZM60 208H63V206H61ZM66 207L64 206V208H63V210L65 209ZM96 208V207H95ZM109 208V207H108ZM177 208V207H176ZM193 208V207H192ZM210 208V207H209ZM5 209H7V208H5ZM15 209V208H14ZM13 209V210H14ZM24 209H25V207H24ZM23 209V210H24ZM130 209V208H129ZM139 209V208H138ZM193 209H195V207L193 208ZM211 209V208H210ZM250 209V208H249ZM248 209V210H249ZM252 209V208H251ZM254 209V208H253ZM255 209H258V208H256L255 207ZM259 209H260V207H259ZM0 210L2 211L3 209H1L0 208ZM9 210V209H8ZM11 210H12V208H11ZM12 210V211H13ZM23 210L21 209L20 211H22V214H23ZM25 210H28L27 208L25 209ZM62 210V211H63ZM178 210V209H177ZM186 210H189V209H186ZM198 210V209H197ZM197 210L195 211V212H197ZM19 211V212H20ZM67 211V210H66ZM185 211V210H184ZM193 211V210H192ZM191 211V212H192ZM211 211V210H210ZM217 211H219V209H217ZM223 211V210H222ZM222 211H220L219 213L222 215V214H224L225 213V211H223V213H221ZM251 211V210H250ZM6 212H8L7 210H6ZM15 212V213H16ZM18 212V213H19ZM25 212L26 211H24V214H25ZM183 212V211H182ZM198 212H200V210L198 211ZM10 213V212H9ZM12 213H14V212H12ZM211 213H212V211H211ZM209 214V217L212 215V214ZM217 213V212H216ZM216 213H213L214 215L216 214ZM8 214V213H7ZM6 214V215H7ZM19 214H21V213H19ZM19 214H18V221H20L19 220ZM21 214V215H22ZM24 214H23V217H24ZM219 214V215H220ZM10 215H11V213L9 214V216L7 215V218L8 217H10ZM17 216V214H12V216ZM195 215V214H194ZM201 215V214H200ZM220 215V217H222ZM10 217V218H12V219H15V217L13 216V217ZM120 216V215H119ZM208 216V215H207ZM213 216V215H212ZM211 216V217H212ZM216 217H215V219L217 218V216L218 215H215ZM0 217H2V216H0ZM148 217V216H147ZM211 217H210V219H211ZM143 218V217H142ZM175 218V217H174ZM199 218H201V217H198L197 219H199ZM204 218V217H203ZM1 219V218H0ZM4 219V218H3ZM21 219V218H20ZM141 219V218H140ZM192 219V218H191ZM204 219H206V218H204ZM209 219V218H208ZM207 219V220H208ZM209 219V221L211 222V220ZM212 219H214V218H212ZM214 219V220H215ZM217 219H219V218H217ZM221 219V218H220ZM220 219L218 220L219 222H220ZM5 220H7L6 218H5ZM9 220H11V219H9ZM22 220H24V219H22ZM148 220H150V219H148ZM190 220V219H189ZM192 220H195L194 218L192 219ZM204 221L203 223H202V221L200 220V222L202 223V224H204L205 222H209V221ZM2 221V220H1ZM0 221V222H1ZM26 221H28V220H25V223H26ZM31 221V220H30ZM29 221V222H30ZM161 221V220H160ZM186 221V220H185ZM191 221V220H190ZM217 221V220H216ZM215 221V222H216ZM217 221V222H218ZM184 222V221H183ZM182 222V223H183ZM192 222V221H191ZM193 222H195V221H193ZM199 222V223H200ZM214 222V223H215ZM217 222H216V224H212L213 226L215 225V227L216 228H219L218 227V225H220V224H218L217 225ZM10 223V222H9ZM16 223V222H15ZM20 223V222H19ZM21 223H22V221H21ZM100 223V222H99ZM176 223V222H175ZM179 223V222H178ZM187 223H190V222H188L187 221ZM186 223V224H187ZM196 223H198V222H196ZM212 223V222H211ZM2 224H4V223H2ZM8 224V223H7ZM177 224V223H176ZM191 224V223H190ZM237 224H239V223H237ZM236 224V225H237ZM22 225H23V223H22ZM88 225V224H87ZM193 225H196L195 223H193V224H191V226L192 227H194ZM198 225V227H197V230H199V231H201L200 229H198V228H200V226L199 225H201V224H197ZM196 225V226H197ZM207 225V224H206ZM209 225H210V223H209ZM264 223L262 224V227L264 228ZM9 225H7V227H8ZM14 226V225H13ZM177 226H178V224H177ZM184 225H182V227H183ZM186 226H188L186 229H188V228H191L190 227V225H186ZM235 226V225H234ZM238 226V225H237ZM175 227V232H177L178 233V231H176V226H174ZM182 227H181V230H182ZM202 227H204V225L202 226L201 225V228ZM213 228V230H216V228ZM2 228V227H1ZM0 228V229H1ZM3 228H4V225H3ZM2 228V229H3ZM89 228V227H88ZM173 228V227H172ZM179 228V227H178ZM232 228V227H231ZM235 228V230H236V227H234ZM2 229L0 230V231H2ZM8 229V228H7ZM193 229V232H196L197 230L195 229V228H192ZM203 229V228H202ZM3 230H5L6 231V228L5 229H3ZM125 230V229H124ZM169 230H171V228H169L168 229V231ZM173 230V229H172ZM180 230V231H181ZM183 230H184V227H183ZM196 230V231H195ZM212 229L211 230H209V231H213ZM219 230V229H218ZM228 230H230V229H228ZM228 230L226 229L225 230V232H228ZM231 230H233V229H231ZM258 230V229H257ZM264 230V229H263ZM126 231H129V230H126ZM166 231H167V229H166ZM185 231H188L189 232V230H185ZM199 231L196 233V234H198L199 233ZM223 232H224V230H222ZM132 232L133 231H130V234L128 235V233H126V235H127V237L128 236H131L132 235ZM175 232L173 233V234H175ZM182 233L184 232V231H181ZM186 233L187 235L189 234V233ZM192 232V230L190 229V234L191 233H193ZM202 232V231H201ZM200 232V233H201ZM224 232V234H227V233H225ZM237 232H239V227H238V231ZM236 232V233H237ZM259 232H261V231H259ZM0 233H2V236H0V237H3L4 235H3V231L2 232H0ZM95 232H93L92 234H94ZM134 233V232H133ZM166 233V232H165ZM168 234L170 233V232H167ZM177 233H176V235H177ZM181 233V234H182ZM199 233V237H198V235L196 236V234H195V236H193V235H190V237L191 238H198V240L199 239H202L204 236L206 237V235H202L203 237L201 238V234ZM209 233V232H208ZM207 233V234H208ZM229 233H230V231H229ZM240 233H241V230H240ZM249 233V232H248ZM250 233H251V231H250ZM185 233H184V239H185V235H186ZM211 234V233H210ZM214 234V231H213V233H212V235ZM217 234V235H216ZM219 234H220V232H219ZM224 234L222 235V236H224ZM255 234V233H254ZM253 234V235H254ZM95 235V234H94ZM134 235V234H133ZM132 235V236H133ZM143 235V234H142ZM170 235V234H169ZM175 235V236H176ZM214 235H216L215 237H218L219 235H218V232L217 233H215ZM213 235V236H214ZM231 235H233V234H231ZM235 235V234H234ZM243 235V234H242ZM250 235V234H249ZM257 235V234H256ZM138 236V235H137ZM172 236V235H171ZM178 236H180V232H179V235ZM182 236H183V234H182ZM193 236V237H192ZM229 236V235H228ZM258 236V235H257ZM7 237L9 238V235H7ZM7 237H6V239H7ZM11 237V236H10ZM136 237V236H135ZM134 237V238H135ZM173 238H174V236H172ZM171 237V238H172ZM181 237V236H180ZM179 237V238H180ZM209 237H210V235H209ZM220 237V236H219ZM226 237V239H227V236L225 235L224 236V238ZM247 237V236H246ZM246 237H245V239H246ZM129 238V237H128ZM128 238H126V240L128 239ZM132 238V237H131ZM144 238V237H143ZM176 238V237H175ZM178 238V237H177ZM183 238H181L180 240L182 241V240H184ZM190 238V239H191ZM207 238V237H206ZM206 238H204V239H206ZM212 238H214V237H212ZM224 238H222L223 240H224ZM2 239H5V238H2ZM9 239H11V238H9ZM8 239V240H9ZM70 239V238H69ZM81 239H83V238H81ZM187 240H189L188 238H186ZM221 239V238H220ZM250 239V238H249ZM260 239V238H259ZM83 240H85V239H83ZM131 240V239H130ZM134 240V239H133ZM206 240H210V242L212 241L211 239H206ZM205 240V241H206ZM214 240H215V238H214ZM216 240L218 241V238H216ZM223 240H221L222 241V243H223V245L226 243V242H223ZM236 240V239H235ZM253 239H251V241H252ZM2 241V240H1ZM0 241V242H1ZM80 241V240H79ZM78 241V242H79ZM132 241V240H131ZM174 241H177L176 239L174 240ZM184 241H186V240H184ZM197 239L195 240V243H197V242H199V241H197ZM204 240L202 239V242H203ZM243 241V240H242ZM254 241H255V239H254ZM253 241V242H254ZM263 241H264V239H263ZM5 242H7V241H5ZM76 242V241H75ZM201 242V241H200ZM199 242V243H200ZM206 242H209V241H206ZM213 242V241H212ZM212 242H211V247L209 248V244H207V246H208V248L212 251H216V249H217V247H216V245H215V243L214 244H212ZM240 242V241H239ZM218 243H221L220 242V240L217 242V244ZM251 243V242H250ZM255 243V242H254ZM262 243V242H261ZM81 244V243H80ZM164 244V243H163ZM191 244V243H190ZM201 244V243H200ZM227 244V243H226ZM240 244V243H239ZM70 245V244H69ZM68 245V247H70ZM74 245V244H73ZM76 245V244H75ZM79 244H77V246H78ZM159 245V244H158ZM179 245V244H178ZM192 245V244H191ZM193 245H195V246H198V244L196 245V244H194L193 243ZM192 245V246H193ZM202 245V244H201ZM205 245V244H204ZM213 245H214V247L216 248H214L213 247ZM252 245V244H251ZM257 245V244H256ZM129 246V245H128ZM173 246V245H172ZM191 246V247H192ZM206 246V245H205ZM217 246H219V245H217ZM221 246V245H220ZM58 247V246H57ZM67 247V248H68ZM82 247H83V245H82ZM163 247V246H162ZM164 247H166V246H164ZM199 247H202V246H199ZM72 248V247H71ZM75 249H77L76 247H74ZM79 248V247H78ZM207 248V247H206ZM205 248V249H206ZM207 248V249H208ZM212 248H214V249H212ZM222 248V247H221ZM257 248V247H256ZM59 249H61V248H59ZM73 249V248H72ZM84 249H85V247H84ZM195 248H193V250H194ZM197 249H199V248H196V250ZM86 250V249H85ZM84 250V251H85ZM195 250V251H196ZM221 251H222V249H220ZM69 251H71L70 250V248H69ZM73 251V250H72ZM74 251H76V250H74ZM81 251V250H80ZM82 251H83V249H82ZM81 251V252H82ZM88 251V250H87ZM187 251H189V250H187ZM192 251V249H190V252ZM197 251H199V250H197ZM208 251V250H207ZM61 252V251H60ZM77 253L79 252V250L78 251H76ZM80 252V253H81ZM208 252H210V251H208ZM220 252V251H219ZM218 252V253H219ZM72 253V252H71ZM75 253V252H74ZM217 253V252H216ZM217 253V254H218ZM56 254H58V252L56 253ZM60 254H67V253H60ZM69 254V253H68ZM55 255V254H54ZM82 255V254H81ZM189 255V253L186 255V258H189V257H191V256H189V257H187ZM192 255V254H191ZM39 256V255H38ZM52 256V255H51ZM57 256V255H56ZM60 256V255H59ZM59 256H57L56 258H57V260H58V258H59ZM62 256H65V258L63 257V259H64V261L63 262H66L65 261V259H66V255H62ZM67 256H69V255H67ZM71 256V255H70ZM74 256H76L75 254H74ZM89 256V255H88ZM41 257V256H40ZM49 257H50V255H49ZM53 257V256H52ZM72 257V259L73 258H76V257H73V256H71ZM71 257H69V259L71 258ZM85 257L87 258V254H86V251H85ZM36 258V257H35ZM33 259V258H32ZM31 259V260H32ZM60 259H61V256H60ZM77 259V258H76ZM78 259L80 260L81 259V257H79V255H78ZM89 258H87V260H88ZM86 260V259H85ZM188 260V259H187ZM189 260H190V258H189ZM188 260V261H189ZM29 261V260H28ZM78 261V260H77ZM88 261H90V260H88ZM62 262V263H63ZM70 262L71 261H69V264H70ZM82 261H80V263H81ZM86 262V261H85ZM187 262V261H186ZM192 262H193V260H192ZM191 262V263H192ZM58 263V262H57ZM90 263H91V261H90ZM89 263V264H90ZM190 263V262H189ZM189 263H187V264H189ZM190 263V264H191ZM77 264V263H76ZM83 264H84V262H83ZM88 264V263H87ZM92 264V263H91ZM184 264H185V262H184Z\"/></svg>",
	"mask_w": 264,
	"mask_h": 264
},
{
	"label": "snow or ice",
	"instance_id": "3",
	"mask_svg": "<svg viewBox=\"0 0 264 264\" xmlns=\"http://www.w3.org/2000/svg\"><path fill=\"white\" fill-rule=\"evenodd\" d=\"M52 6H53V7H58L57 5H52ZM201 107H213V105H212V104H202ZM214 107H216V108H220V105H219V104H215ZM241 116H244V114L241 113ZM229 118H230V117H229ZM244 118H245V119H248V120H252V119H253V117H251V116H244ZM260 123H261V124H264V119H262V120L260 121Z\"/></svg>",
	"mask_w": 264,
	"mask_h": 264
}]
</instances>
